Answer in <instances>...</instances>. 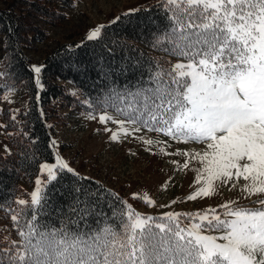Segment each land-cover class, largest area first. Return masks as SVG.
<instances>
[{"label": "snow or ice", "instance_id": "snow-or-ice-1", "mask_svg": "<svg viewBox=\"0 0 264 264\" xmlns=\"http://www.w3.org/2000/svg\"><path fill=\"white\" fill-rule=\"evenodd\" d=\"M162 7L170 13L165 16L170 31L156 44L167 39L172 46L166 50L181 59L167 69L157 66L149 86L114 93L117 99H130V110L113 104L127 117L114 122L125 135L128 123L139 125L133 131L148 127L177 142L206 145L203 152L183 153L202 164L196 182L203 179V186L189 200L212 195L214 181L236 187L242 179L245 192L264 194V0H163ZM99 35L98 28L87 38ZM34 72L39 74L41 67L34 66ZM99 120L106 124L113 117L104 113ZM42 169L49 184L61 170L78 175L59 157L55 166L45 163ZM42 183L36 181L30 206L17 201L30 215L25 213L19 229L20 242L13 241L7 253L0 250V264H264V199L256 201L260 207L255 209L227 202L219 213L213 208L167 212L160 218L142 216L120 201L121 208L112 213L116 224L96 211L110 192L74 188L69 212L76 217L72 223L84 227L70 231L39 224V213L49 202ZM89 216L96 217L95 227ZM12 219L19 223L16 215Z\"/></svg>", "mask_w": 264, "mask_h": 264}, {"label": "trees", "instance_id": "trees-1", "mask_svg": "<svg viewBox=\"0 0 264 264\" xmlns=\"http://www.w3.org/2000/svg\"><path fill=\"white\" fill-rule=\"evenodd\" d=\"M162 4L163 0L121 14L115 22L102 27L97 39L59 45L42 64L41 90L35 81L32 61L25 52L31 49L33 38L44 40L48 35L33 19L56 26L67 19L66 13L57 6L72 8L73 0H15L7 9L0 10V37L5 38V58L0 67V95L20 88L28 99L27 108L17 114L10 106L2 111L12 152L0 154V210L10 212L16 209L19 206L16 198L21 191V182L32 186L41 164L55 161L54 130L47 123L62 117L59 106L70 109L80 105L91 116L112 111L127 120L113 104L130 110V99H117L114 93L122 96L149 86V75L157 66L167 69L175 64V60L181 59L166 50L172 46L167 39L156 44L158 37L170 31L165 18L166 13H170ZM68 85L74 88L75 93L69 90ZM44 188L49 202L39 213L38 222L48 228L67 227L70 231H76L84 227L83 222L79 225L72 223L76 217L69 212L75 195L74 188L110 192L112 195L107 199L102 198L100 207L96 209L111 217L109 223L118 224L112 213L113 209L119 211L122 206L120 201L128 205L117 192L66 170L58 171L56 180L47 183ZM26 212L28 209L20 206L17 212L19 223L15 222L18 232L25 223ZM87 219L89 224L96 226V217L89 216ZM13 247L0 240V250L4 253Z\"/></svg>", "mask_w": 264, "mask_h": 264}, {"label": "rangeland", "instance_id": "rangeland-1", "mask_svg": "<svg viewBox=\"0 0 264 264\" xmlns=\"http://www.w3.org/2000/svg\"><path fill=\"white\" fill-rule=\"evenodd\" d=\"M15 0H0V10L7 9ZM35 1V0H31ZM162 0H73L72 8H62L67 19L50 26L33 19L45 32L46 39L33 38L31 49L25 52L32 61V66L42 68L45 58L59 45L65 43H80L88 40L93 30L102 29L117 20L121 14L138 10L146 5ZM5 38L0 37V67L5 58ZM180 60V59H179ZM179 60H175L177 63ZM35 74L40 83L41 72ZM69 90L75 93L74 88L68 85ZM6 106L19 113L28 106V99L20 88H14L0 95V154L8 155L12 152L9 145L8 133L5 131L6 121L2 111ZM62 117L50 120L47 125L53 128V145L55 161L47 163L55 166L57 158L64 160L69 166L83 177L99 182L104 187L123 196L128 205L142 216H160L167 212L180 214H195L208 209H216L222 212L220 205L227 202H235L234 208H259L258 199H264V194H249L243 190L246 183L242 179L232 187V183L223 184L214 181L215 191L210 196H201L195 200L187 199L203 186V179L198 184L196 169H201L202 164L191 156L183 153L203 152L206 145L198 142H177L163 133L151 131L147 127H140L139 131L133 128L139 125L125 123L129 134L125 135L118 123L114 121L125 120L110 111L105 112L113 117L112 121L102 124L99 115L95 119L90 118L83 107L77 105L70 109L58 107ZM104 114V113H102ZM101 115V114H100ZM15 116V115H14ZM105 128L111 131H105ZM118 135L113 141L111 136ZM159 141L148 145L147 140ZM166 142V143H163ZM161 149H164L162 152ZM173 153V154H169ZM180 153V154H175ZM187 163L188 167L183 165ZM35 178L32 186L21 182V191L16 201L26 200L31 203V194L35 191L36 181L41 180V187L47 184V171L42 169ZM134 194L138 198H134ZM151 199L153 204L146 203ZM19 205V204H18ZM20 211V205L13 211L0 210V240L13 245V241L19 243L21 237L12 219ZM11 212H16L15 214ZM183 224H188L187 217L181 216ZM14 246V245H13Z\"/></svg>", "mask_w": 264, "mask_h": 264}]
</instances>
